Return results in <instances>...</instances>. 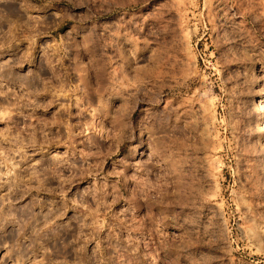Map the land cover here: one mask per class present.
Instances as JSON below:
<instances>
[{
	"label": "rangeland",
	"instance_id": "374dc122",
	"mask_svg": "<svg viewBox=\"0 0 264 264\" xmlns=\"http://www.w3.org/2000/svg\"><path fill=\"white\" fill-rule=\"evenodd\" d=\"M261 106L264 0H0V264H264Z\"/></svg>",
	"mask_w": 264,
	"mask_h": 264
},
{
	"label": "bare ground",
	"instance_id": "6f19581e",
	"mask_svg": "<svg viewBox=\"0 0 264 264\" xmlns=\"http://www.w3.org/2000/svg\"><path fill=\"white\" fill-rule=\"evenodd\" d=\"M11 41H12V40H11ZM261 101H262V100H261ZM259 102H260V100H259ZM262 103H263V102H262ZM257 104H258V102H257ZM259 104H260V103H259ZM262 105H263V104H262ZM257 106H258V105H257ZM259 106H260V105H259ZM261 107L264 108V106H261ZM261 107H260V108H261ZM256 108H259V107H256ZM261 109H262V108H261ZM261 109H260V111H261ZM258 113H259V112H258ZM261 113H262V112H261ZM261 113H260V114H261ZM255 115H257V114H255ZM261 117H262V116H261ZM257 119H258V116H257ZM259 119H260V118H259Z\"/></svg>",
	"mask_w": 264,
	"mask_h": 264
}]
</instances>
